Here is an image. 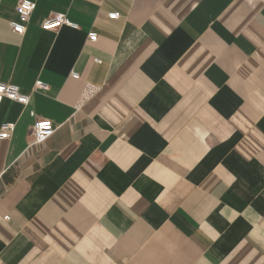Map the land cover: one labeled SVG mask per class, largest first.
I'll list each match as a JSON object with an SVG mask.
<instances>
[{"label":"crops","instance_id":"0c3cea01","mask_svg":"<svg viewBox=\"0 0 264 264\" xmlns=\"http://www.w3.org/2000/svg\"><path fill=\"white\" fill-rule=\"evenodd\" d=\"M18 1L0 264H264V0H32L23 35ZM56 13L77 28L42 30Z\"/></svg>","mask_w":264,"mask_h":264},{"label":"built area","instance_id":"2783aa9c","mask_svg":"<svg viewBox=\"0 0 264 264\" xmlns=\"http://www.w3.org/2000/svg\"><path fill=\"white\" fill-rule=\"evenodd\" d=\"M36 8L35 1L32 0H19L15 6V13L18 16L17 21H10V30L18 35L25 33V24L28 21L30 15ZM107 17L112 20L119 19V14L116 12L108 13ZM66 26L72 29H76L77 25L69 21L62 14H51L41 23V29L44 31H53L59 27ZM88 39L91 42L96 40V34L91 32L88 34ZM76 77V74H72ZM48 87L41 81H36L33 86V91L47 90ZM3 100H9L15 102L22 107H26L29 104L30 96L20 93L19 88L14 85L0 83V104ZM30 116L35 118V121L30 130V136L32 138V145H41L45 143L54 133L55 129L49 120L37 119L33 111L29 112ZM15 130V123H4L0 125V141H8ZM4 220H8V217H4Z\"/></svg>","mask_w":264,"mask_h":264}]
</instances>
